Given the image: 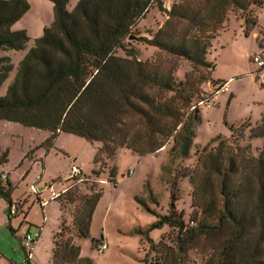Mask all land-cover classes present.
I'll return each instance as SVG.
<instances>
[{
	"label": "trees",
	"instance_id": "16d2710c",
	"mask_svg": "<svg viewBox=\"0 0 264 264\" xmlns=\"http://www.w3.org/2000/svg\"><path fill=\"white\" fill-rule=\"evenodd\" d=\"M48 1L54 5V23L27 51L28 33L10 28L29 11V3L0 0V52L26 51L16 69L11 58L0 56V88L15 70L6 94L0 97V121L48 132L50 142L61 133L84 138L100 154H106L108 162L115 161L118 148L142 156L156 154L170 143L181 158L194 155L191 149L203 121L200 90L187 75L184 81L178 80L176 69L142 61L139 52L126 42L136 39L133 29L157 5L170 18L191 25L190 31L164 40L162 28L152 38L139 41L169 57L186 60L194 70L213 71L214 63L208 56L213 41L225 29L226 12L248 11L246 0H207L211 8L204 15L184 8L177 14L180 4L167 12L163 0H80L72 12L68 11L69 0ZM246 21L249 37L252 31ZM207 81L206 77L201 83ZM212 81L223 85L222 81ZM136 118L142 123L140 129H124L127 119ZM230 130V138L216 135L195 151L201 173L188 178L194 210L190 221L184 220L173 194L166 214L159 216L154 227L177 230L179 252L199 238L210 240L206 264H264V144L245 168L241 154L246 148L235 138L249 130L251 140L264 142V113L260 124L243 123ZM100 176L93 170L82 172L80 182V178L65 180L73 184L54 199L67 216L70 214V223L64 221L55 236L53 264L82 261L81 248L74 240L58 245L57 239L65 226L74 228L77 240L90 238L92 217L102 193L82 196V205L73 215L69 207L76 203L73 194L83 182L118 185L116 166L110 169L109 180ZM0 197L11 206L9 183L7 188L0 185ZM8 217L13 218L9 209ZM153 243L150 241L151 246ZM166 255L169 264L183 262L178 254Z\"/></svg>",
	"mask_w": 264,
	"mask_h": 264
},
{
	"label": "rangeland",
	"instance_id": "374dc122",
	"mask_svg": "<svg viewBox=\"0 0 264 264\" xmlns=\"http://www.w3.org/2000/svg\"><path fill=\"white\" fill-rule=\"evenodd\" d=\"M26 1L30 5L29 11L10 30L26 31L31 48L35 40L44 35V30L54 23V5L48 0ZM79 1L69 0L68 11L72 12ZM166 1L163 0L164 8L171 12L173 5ZM175 4H180L177 14L183 12L184 8V11L199 10L204 15L211 8L207 0H179ZM246 4L249 5L246 12H226L225 29L220 30V35L213 41V48L208 56V60L214 63L213 71L194 70L186 60L169 57L159 49L139 41L143 37L152 38L162 28L164 40L190 31L191 25L174 17L170 18L166 13L160 12L157 5L133 29L136 39L126 42L139 52L142 61H155L163 68L176 69L174 75L181 81L187 75L190 82L200 90V100L204 97L214 98L216 105L213 108L200 107L203 121L191 149L194 155H189L187 159L173 152L170 143L156 154L142 156L125 148H118L115 161L108 162L106 154H100L84 138L61 133L50 142L49 133L0 121V185L7 188L8 183H12L15 187L13 202L21 201L23 210L12 221L11 227L7 214L1 208L2 202L6 200L1 201L0 264H22L29 253H32L33 258L30 264H53L54 236L61 224V205L53 200L52 191L50 193L47 189L42 193V200H48L49 205L42 210L36 203L32 187L36 186L40 191L39 188L43 185L53 186L55 193H61L62 189L73 184L65 181L73 165L83 174H90L94 169V172L101 174L100 179L103 180H109L110 169L116 166L115 180L118 182L117 186L105 185L96 180V183L83 182L73 194L76 203L69 207L72 215L82 205V196L102 193L93 214L89 239L77 240L72 226H65L62 237L58 236V245L71 239L81 248L82 261L77 264H169L166 254L171 252L174 256L178 254L183 258L182 264H206L212 243L210 240L199 238L186 246L183 252H179L176 247L179 232L167 226H154L157 225L159 216L166 214L173 194L178 200V210L185 215L184 220L187 223L190 221L194 210L191 207L192 187L188 178L191 174H198V171L201 173L195 154L198 148L201 150L212 137L219 134L230 138L231 126L239 128L243 123L252 126L260 124L264 113V82L255 78L260 68L252 59L254 55L261 53L260 44H264V0H246ZM246 19L251 29L249 32H258L259 39L252 33L249 37L246 36ZM258 20L261 28L256 27ZM119 54L123 55V52L120 51ZM21 59L22 54L14 57L15 67ZM14 75L15 70L0 90V97L5 95ZM206 77L209 81L201 83ZM229 78H232L230 92L219 93L221 85L214 84L212 80L223 81L224 84ZM141 127L142 123L137 118L127 119L124 125V129L129 130ZM249 136V130H245L241 136L235 135L240 146L246 148L241 154L245 168L249 166L252 156L259 155L264 144L263 140H251ZM33 142L37 146L30 150ZM247 146L251 147L247 149ZM96 165L97 168H94ZM132 170L134 173L128 178L127 175ZM25 172H29L27 179L16 189L19 176ZM38 177H43L41 184H38ZM28 198L30 201L26 203L25 199ZM36 233H40V238L34 245H28L26 236ZM94 240L97 242L95 245ZM150 241L154 242L152 246ZM103 242L107 249L101 253L98 247Z\"/></svg>",
	"mask_w": 264,
	"mask_h": 264
},
{
	"label": "built area",
	"instance_id": "2783aa9c",
	"mask_svg": "<svg viewBox=\"0 0 264 264\" xmlns=\"http://www.w3.org/2000/svg\"><path fill=\"white\" fill-rule=\"evenodd\" d=\"M252 61H253V63L257 64L260 68V71L257 73L255 78H258V79H260L261 82H264V74L262 73L264 70V50L262 49L260 54L254 55ZM228 89H229L228 84H223L220 86L219 93L227 92ZM215 105H216V103L214 101V98H209V97H204L203 100L199 103V107L204 106L207 109H211ZM131 173H134V171L132 170L131 172H129L130 176H131ZM5 178H6V176L4 175L3 179H5ZM65 178H66V180H73L76 178H80V180L78 181V182H80L83 179L82 178V171L77 166L73 165L70 169L68 176ZM38 179L40 180L41 178L38 177ZM49 189L52 190V186H50ZM32 192L36 195V198L39 199L40 191H38L36 186L32 187ZM63 192H65V191H63ZM52 194H53V200L60 197V194L53 192V190H52ZM48 203H49L48 200H43V201H41L40 204L42 207H44V206L48 205ZM21 207H22V204L20 202H15V203L13 202L11 204V206L9 207L10 215L12 217L19 215ZM39 238H40V233H36L35 235L28 234L25 239H26L28 245L29 244L34 245ZM106 249H107V245L104 242L101 243L98 247V251L101 253L104 252ZM26 255H27V257H26L27 260L32 259V253H29Z\"/></svg>",
	"mask_w": 264,
	"mask_h": 264
},
{
	"label": "crops",
	"instance_id": "0c3cea01",
	"mask_svg": "<svg viewBox=\"0 0 264 264\" xmlns=\"http://www.w3.org/2000/svg\"><path fill=\"white\" fill-rule=\"evenodd\" d=\"M179 0H167L166 2H168V4H171V5H174L175 4V2H178ZM258 23H259V20H258ZM258 27L259 28H261V26H260V24H258ZM252 35L255 37V38H257V39H259V33L258 32H256L255 30H253L252 32ZM260 47H261V51H262V49L264 50V44L263 45H261L260 44ZM30 48H29V44H28V49H27V51L29 50ZM25 53H26V51H24V52H15V51H2V52H0V56L1 57H9V58H11V60H12V63H13V65H14V62H13V60H14V57H16V55L17 54H22V58H23V56L25 55ZM22 60V59H21ZM20 63V62H19ZM19 65V64H18ZM18 67V66H17ZM17 67H15L14 66V68L16 69ZM264 72V71H263ZM262 72V73H263ZM264 74V73H263ZM11 76V75H10ZM15 76V75H14ZM14 78V77H13ZM9 80V79H8ZM231 80H232V78H229L228 79V81L225 83V84H228V88H229V85H230V83H231ZM223 82V81H222ZM5 84V83H4ZM4 86V85H3ZM2 86V87H3ZM2 87L0 88V90L2 89ZM227 92H230V89H228V91ZM6 94V93H5ZM218 98V97H217ZM4 122V121H3ZM6 123H8V122H6ZM15 124V123H14ZM19 125V124H18ZM22 126V125H21ZM23 127V126H22ZM26 128V127H25ZM28 129H31V128H28ZM34 130H37V129H34ZM37 131H40V130H37ZM40 132H44V131H40ZM44 133H48V132H44ZM50 134V133H49ZM35 146H37V143L35 142H33L32 143V145L30 146V150H32ZM96 147V146H95ZM97 148V147H96ZM98 149V148H97ZM94 168H97V165L94 167ZM94 170V169H93ZM28 175H29V172H25V173H22L20 176H19V178H18V182H17V186H16V189H18V185H20L22 182H24L26 179H27V177H28ZM41 179H40V181L38 182V184H41V181H42V178L43 177H40ZM9 179V178H8ZM10 182V181H9ZM10 185H11V199H12V201H14V199H13V192H14V190H15V187H13L12 186V183H9ZM50 187V186H49ZM49 187L48 186H46V185H43V186H41L39 189H41V191H40V196H39V201L37 200V202L36 203H38V205L41 207V209L43 210L46 206H44V207H42L41 206V201H43L42 200V193L43 192H45L47 189L49 190V192L51 193V191L53 190V192H54V187L52 186V190L51 189H49ZM64 189H62L61 191H63ZM28 197V196H27ZM19 199V198H18ZM17 199V200H18ZM1 201H2V198L0 197V205H1ZM30 200H29V198L28 199H25V202L26 203H28ZM55 201H58V200H55ZM59 202V201H58ZM49 205V204H48ZM61 207V206H60ZM1 208L3 209V212L4 213H6L7 214V216H8V209H9V204H8V202H2V206H1ZM22 212H23V210H22ZM61 213H62V218H61V224L59 225V230H60V226L62 225V223L64 222V221H66L68 224L70 223V220H69V218L67 219V217H70L69 215V213H68V216L61 210ZM16 217V216H15ZM15 217H13V218H11V219H9V217H8V219L10 220V224H11V227L13 226V220H15ZM93 218V217H92ZM91 225H92V223H91ZM59 230L57 231V234H58V232H59ZM56 234V235H57ZM55 235V236H56ZM55 236H54V250H53V262H54V252H55ZM33 259V258H32ZM32 259L31 260H27V258L25 257V260L23 261V263L22 264H30V262L32 261Z\"/></svg>",
	"mask_w": 264,
	"mask_h": 264
},
{
	"label": "water",
	"instance_id": "95a60500",
	"mask_svg": "<svg viewBox=\"0 0 264 264\" xmlns=\"http://www.w3.org/2000/svg\"><path fill=\"white\" fill-rule=\"evenodd\" d=\"M40 191H41V189H40Z\"/></svg>",
	"mask_w": 264,
	"mask_h": 264
}]
</instances>
